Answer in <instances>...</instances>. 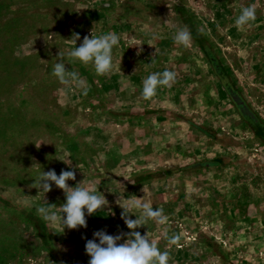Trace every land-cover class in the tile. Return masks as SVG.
Here are the masks:
<instances>
[{
	"label": "rangeland",
	"instance_id": "obj_1",
	"mask_svg": "<svg viewBox=\"0 0 264 264\" xmlns=\"http://www.w3.org/2000/svg\"><path fill=\"white\" fill-rule=\"evenodd\" d=\"M185 25L187 48L172 39ZM91 32L120 37L107 75L68 55ZM59 51L82 87L51 75ZM166 69L175 83L144 100L142 81ZM49 170L75 171L68 185L108 206L86 228L45 223L36 207L65 203L30 187ZM134 196L168 217L137 231L169 264H264V0H0V264H88L94 232H128L117 200Z\"/></svg>",
	"mask_w": 264,
	"mask_h": 264
},
{
	"label": "clouds",
	"instance_id": "obj_2",
	"mask_svg": "<svg viewBox=\"0 0 264 264\" xmlns=\"http://www.w3.org/2000/svg\"><path fill=\"white\" fill-rule=\"evenodd\" d=\"M256 20V7L249 5L241 10L240 15L235 19V26L239 30L251 27ZM53 35H47L49 40ZM155 38V37H154ZM81 39L78 33H74L69 41L73 50L68 54L73 61H79L84 66L91 65L97 75H107L113 69V48L120 43V37L115 32H108L99 36H84L82 43L76 47V42ZM176 45L185 48L192 44V36L189 28L185 25L178 29L172 37ZM140 47V46H139ZM139 47H137L139 49ZM139 55V51L137 53ZM57 62L53 66L51 75L62 85H73L82 87V79L77 71H69L65 65L64 53L58 52ZM151 64H155L152 59ZM120 70V69H119ZM176 73L170 70L154 72L149 74L142 81V98L149 100L156 95L158 87H170L175 83ZM86 94V91H85ZM40 146V145H39ZM75 171L62 170L59 175L54 170L41 171L39 176L30 185L37 189L42 195L52 190V185L61 190L65 195V203L57 207L49 205L44 200V205L36 207V213L47 224L57 225L61 231L65 229L76 230L87 227V216H92L98 211H102L108 206L104 195L95 188L83 187L82 182L75 187H70L68 181L75 180ZM11 191V190H10ZM143 192V189H142ZM31 196L23 195L19 203L31 208ZM142 199L134 196L133 202L117 203L122 209L121 219L126 225L128 232L117 235H109L105 230L93 233V239L85 243V254L90 258L88 264H169V252H162L159 247L151 242L148 234L141 235L137 229L145 227L149 221L165 224L168 217L164 214L163 208H153L148 203H141ZM132 208L141 209L139 218L130 219L129 210ZM59 209V213L55 211ZM180 237L172 235L168 237L169 246L178 245ZM123 240V243L120 241ZM98 241V242H97Z\"/></svg>",
	"mask_w": 264,
	"mask_h": 264
}]
</instances>
